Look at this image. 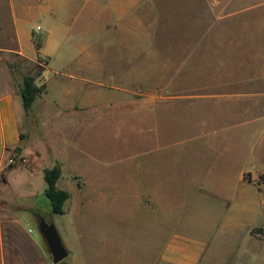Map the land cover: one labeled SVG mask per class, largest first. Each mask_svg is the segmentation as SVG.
<instances>
[{"label": "rangeland", "instance_id": "rangeland-1", "mask_svg": "<svg viewBox=\"0 0 264 264\" xmlns=\"http://www.w3.org/2000/svg\"><path fill=\"white\" fill-rule=\"evenodd\" d=\"M33 1L0 0L2 86L48 79L9 183L0 174V264H55L41 217L69 250L57 264H175L172 238L181 257L202 249L200 264H264V0H144L116 28L99 0L57 39L40 21L45 75L48 57L19 50L36 53L39 19L24 16L22 40L13 23ZM87 22L97 58L78 53ZM55 160L63 214L45 194Z\"/></svg>", "mask_w": 264, "mask_h": 264}, {"label": "crops", "instance_id": "crops-1", "mask_svg": "<svg viewBox=\"0 0 264 264\" xmlns=\"http://www.w3.org/2000/svg\"><path fill=\"white\" fill-rule=\"evenodd\" d=\"M33 1V0H32ZM144 0H107V6L112 10L113 14L116 16L112 23H107V27H112L111 24H114L116 28L117 25L125 26L128 23L129 18L132 13H136V10L142 4ZM99 0H37L33 1L30 4L22 5L18 8L14 7L13 10V23L16 27V35L17 40L18 37L22 40V35L25 34L24 25L25 19L24 16H37L39 19V23H37L36 29L29 30V37L33 42L35 48V54L30 55L26 52L24 47L19 46V50L22 54L26 55L30 59H36L39 56L48 57V64L45 72L42 73L45 75L46 70L50 68L51 63L54 60V54L52 50L46 49L45 46L41 42V37L36 35V30H38V26H40L39 30L43 29V24L40 21H45L46 24L50 27L49 37H57L56 31H62L63 27H66L68 24L72 23L78 14L76 13V9H81L82 7H89L90 9L98 8ZM127 16H129L128 20H126ZM84 27L88 30L87 36L82 37V46L78 50L80 55H85L86 58L90 57H98V52L93 51L94 42L95 45L99 42V33H98V24L95 29L94 24L92 22H87L84 24ZM95 30V31H94ZM93 31L95 34H93ZM48 37V38H49ZM39 38L41 47L40 50L36 48V44L34 43V39ZM59 45L64 42L63 37L59 40ZM58 46V43H57ZM42 49V50H41ZM98 49V46L96 47ZM66 73V72H65ZM62 69H59L55 72V74H65ZM85 74H88L84 72ZM79 75L80 77H85L84 81L88 80V76ZM0 174L5 173L7 182L9 183V174L16 168H8L9 159L11 157L12 152H14L17 147L22 146V122L26 120V111H22L23 101L20 94V91H17L14 88H4L7 85L6 79L2 74H0ZM75 77H78L76 74H72ZM48 79L46 78V88H47ZM4 87H3V86ZM45 89L42 93H40L33 105V109L36 103L42 98V95L46 93ZM59 181V180H58ZM243 184L244 182L240 180ZM58 183V182H57ZM249 190V189H248ZM156 203V198H155ZM250 235H252V231L248 229ZM179 245L176 238H172L165 245V257L175 263V264H200L203 258L202 249H194L190 250L183 255V257L179 256Z\"/></svg>", "mask_w": 264, "mask_h": 264}, {"label": "trees", "instance_id": "trees-1", "mask_svg": "<svg viewBox=\"0 0 264 264\" xmlns=\"http://www.w3.org/2000/svg\"><path fill=\"white\" fill-rule=\"evenodd\" d=\"M41 44H36L38 51ZM46 89L45 85H38L35 78L32 76H25L23 79V85L20 89V94L23 101V106L27 115L35 116L33 111V105L37 96ZM22 136V135H21ZM23 138V137H22ZM17 151H21V147H17ZM9 168H13L12 163L9 164ZM62 176L61 163L55 160L51 167H47L44 170V178L46 181L45 194L50 199L52 212L55 214L65 213L64 205L66 200L70 198V192L64 189H60L57 186V182ZM261 231L262 229L259 228ZM259 231V232H260Z\"/></svg>", "mask_w": 264, "mask_h": 264}, {"label": "water", "instance_id": "water-1", "mask_svg": "<svg viewBox=\"0 0 264 264\" xmlns=\"http://www.w3.org/2000/svg\"><path fill=\"white\" fill-rule=\"evenodd\" d=\"M40 228L45 238L55 264L60 263L69 256L63 238L53 222L48 219L40 218Z\"/></svg>", "mask_w": 264, "mask_h": 264}, {"label": "built area", "instance_id": "built-area-1", "mask_svg": "<svg viewBox=\"0 0 264 264\" xmlns=\"http://www.w3.org/2000/svg\"><path fill=\"white\" fill-rule=\"evenodd\" d=\"M37 28H38V30H39V29H40V26H38ZM12 162H14V159H13V157H10V159H9V164L12 163Z\"/></svg>", "mask_w": 264, "mask_h": 264}]
</instances>
